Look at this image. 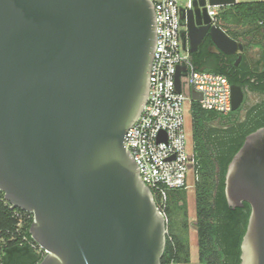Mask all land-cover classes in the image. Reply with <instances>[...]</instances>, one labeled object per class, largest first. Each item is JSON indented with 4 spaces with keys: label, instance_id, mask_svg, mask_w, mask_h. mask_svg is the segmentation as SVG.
Here are the masks:
<instances>
[{
    "label": "water",
    "instance_id": "1",
    "mask_svg": "<svg viewBox=\"0 0 264 264\" xmlns=\"http://www.w3.org/2000/svg\"><path fill=\"white\" fill-rule=\"evenodd\" d=\"M181 18L191 54L197 29L245 53L206 0ZM156 38L151 0H0V190L32 214L38 264H163L167 219L125 140L148 98ZM232 89L238 110L245 93ZM225 194L234 209L251 206L240 264H264V126L229 162Z\"/></svg>",
    "mask_w": 264,
    "mask_h": 264
},
{
    "label": "trees",
    "instance_id": "2",
    "mask_svg": "<svg viewBox=\"0 0 264 264\" xmlns=\"http://www.w3.org/2000/svg\"><path fill=\"white\" fill-rule=\"evenodd\" d=\"M227 8L226 15L221 14L218 20L223 28L230 32L233 28H240V31H233L237 36L252 38L264 35L263 27L259 26V20L264 16V1L246 0ZM192 61L199 66L193 55ZM199 68L226 75L222 69L202 66ZM189 111L192 149L196 157L195 171L198 177L194 185V228L198 234V261L200 264H240L241 243L247 229L251 206L246 202L244 207L234 209L228 204L225 175L229 162L242 146L245 137L264 126V100L252 109L253 116L243 124L244 126H215L213 121H223L230 116L205 109L199 101H192ZM181 209L184 210L183 230L175 228L174 223ZM0 213L1 226L6 231L10 230L3 248V264H38L45 252L30 235L32 215L26 213L27 219L17 231L18 220L12 216L9 205H0ZM167 216L169 232L162 263L176 261L190 264L192 253L188 238L187 189L170 190Z\"/></svg>",
    "mask_w": 264,
    "mask_h": 264
},
{
    "label": "built area",
    "instance_id": "3",
    "mask_svg": "<svg viewBox=\"0 0 264 264\" xmlns=\"http://www.w3.org/2000/svg\"><path fill=\"white\" fill-rule=\"evenodd\" d=\"M151 2L155 10L157 38L149 94L141 115L128 128L126 135L129 136L125 140L138 164L142 180L151 188L158 208L168 221L170 190L192 187L198 178L196 157L193 149L189 150L187 115L190 103L195 101L192 91L201 94L197 101L203 108L228 115L233 106V89L228 76L200 69L192 61L188 29L181 16L183 10L194 8L195 0ZM206 7L212 24H217L219 5L206 0ZM259 26L264 28V16L259 20ZM179 67L186 68L180 73V91L177 90ZM184 85L190 90H186ZM2 204L11 208L12 216L18 220L16 228L19 231L28 212L9 203L0 190ZM9 232L1 226L0 213V264H3V248ZM169 264L188 263L171 261Z\"/></svg>",
    "mask_w": 264,
    "mask_h": 264
},
{
    "label": "flooded vegetation",
    "instance_id": "4",
    "mask_svg": "<svg viewBox=\"0 0 264 264\" xmlns=\"http://www.w3.org/2000/svg\"><path fill=\"white\" fill-rule=\"evenodd\" d=\"M226 32L234 39L244 44L245 53H228L217 45L210 35V29H197L196 38L201 40L195 51L191 54L198 61L199 66L210 69H222L228 75L232 83L242 86L245 98L238 110H231L229 113L234 116L235 122L232 126H241L253 116L252 109L262 100H264V50L258 58H254L251 46L252 42H244L241 36L224 28ZM264 30V28H263ZM254 44L260 39V36L250 37ZM261 96L257 102L251 103L248 99ZM244 126V125H243Z\"/></svg>",
    "mask_w": 264,
    "mask_h": 264
},
{
    "label": "rangeland",
    "instance_id": "5",
    "mask_svg": "<svg viewBox=\"0 0 264 264\" xmlns=\"http://www.w3.org/2000/svg\"><path fill=\"white\" fill-rule=\"evenodd\" d=\"M246 0H238V2H243ZM237 2V3H238ZM227 7H229V5L227 6H219V13L220 15H226V10L228 9ZM219 15V18H220ZM218 25H220V22L217 23ZM234 32L235 31H240V28H233L232 29ZM232 31V33H234ZM264 31V30H263ZM264 33V32H263ZM235 34V33H234ZM236 35V34H235ZM260 39L263 40H257V42L254 44L253 41L256 40H250V37H242L244 42H252L253 46H251L252 49V54L254 56V58H258L260 56V54H262V51L264 50V35H259ZM184 88L186 90H190L189 87L184 85ZM261 99V96H256L252 99H248V101H250L251 103L257 102V100ZM232 113V112H231ZM187 119H188V129L190 131V138H189V150L192 149L193 147V143H192V138H191V117H190V111H188V115H187ZM228 117L231 116L230 114L227 115ZM232 122H235L234 116L227 118V119H223V121L216 119L215 121H213V124L215 126H223V125H228L231 126ZM187 218H188V223H189V229H188V238H189V243H190V248H191V263L190 264H200L198 261V248H199V243H198V234L196 229L194 228V222L196 220V197H195V187H189L187 188ZM168 232H169V218H168ZM174 223H175V228H180V229H184V210H180L177 213V216L174 219ZM170 226H171V221H170Z\"/></svg>",
    "mask_w": 264,
    "mask_h": 264
}]
</instances>
